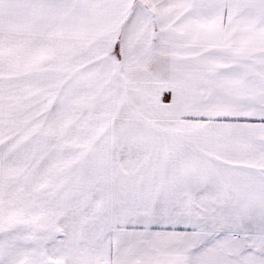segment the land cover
I'll return each instance as SVG.
<instances>
[{"label": "snow or ice", "instance_id": "snow-or-ice-1", "mask_svg": "<svg viewBox=\"0 0 264 264\" xmlns=\"http://www.w3.org/2000/svg\"><path fill=\"white\" fill-rule=\"evenodd\" d=\"M0 264H264V0H0Z\"/></svg>", "mask_w": 264, "mask_h": 264}]
</instances>
